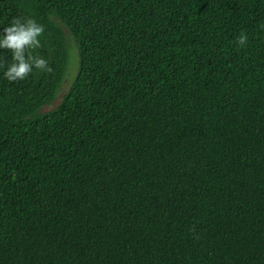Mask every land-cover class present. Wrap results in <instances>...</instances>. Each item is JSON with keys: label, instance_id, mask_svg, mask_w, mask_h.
I'll return each instance as SVG.
<instances>
[{"label": "trees", "instance_id": "16d2710c", "mask_svg": "<svg viewBox=\"0 0 264 264\" xmlns=\"http://www.w3.org/2000/svg\"><path fill=\"white\" fill-rule=\"evenodd\" d=\"M16 17L53 72L9 82L0 49V264H264V0H0Z\"/></svg>", "mask_w": 264, "mask_h": 264}, {"label": "clouds", "instance_id": "9594fccd", "mask_svg": "<svg viewBox=\"0 0 264 264\" xmlns=\"http://www.w3.org/2000/svg\"><path fill=\"white\" fill-rule=\"evenodd\" d=\"M43 34L44 25L30 17L13 18L9 26L0 29V49L7 50L11 55V63L3 73L5 79L17 82L27 79L34 71L53 72L49 60L41 57L37 51L42 47L40 38ZM248 40L246 32H241L234 43L238 48H243ZM194 238L199 239V236Z\"/></svg>", "mask_w": 264, "mask_h": 264}, {"label": "rangeland", "instance_id": "374dc122", "mask_svg": "<svg viewBox=\"0 0 264 264\" xmlns=\"http://www.w3.org/2000/svg\"><path fill=\"white\" fill-rule=\"evenodd\" d=\"M65 36H66V42L68 46V53H69V63L67 66L66 75L64 77V80L57 92L56 99L54 102H52L50 105L45 107V110L52 109L55 107L63 98V96L67 93V91L70 88V85L72 83V80L76 74L77 71V63H78V53L76 46L73 42V39L71 35L68 33L66 29H64Z\"/></svg>", "mask_w": 264, "mask_h": 264}]
</instances>
